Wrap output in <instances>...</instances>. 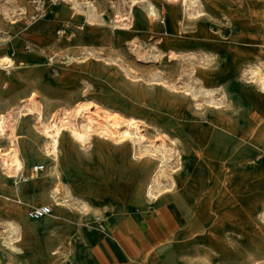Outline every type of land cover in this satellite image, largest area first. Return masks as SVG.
Wrapping results in <instances>:
<instances>
[{
	"label": "rangeland",
	"instance_id": "rangeland-1",
	"mask_svg": "<svg viewBox=\"0 0 264 264\" xmlns=\"http://www.w3.org/2000/svg\"><path fill=\"white\" fill-rule=\"evenodd\" d=\"M16 1L0 0V54L10 53L18 64L11 73L0 71V98H4L0 101L2 107L14 103L16 98L27 95L31 90L40 92L52 108L78 99H93L110 110L116 109L115 111L125 115H134L149 122L152 125L151 136L157 135L155 128L174 136L178 131L169 127L168 123H186L188 117L202 115L204 108L195 106L191 98L183 100L170 96L168 89L159 85L161 76H166L168 81L178 85L185 81L195 91H199L200 82L195 80L196 69L220 71L223 76L232 58L236 61H250V58L254 61L264 60V49L250 51V47L243 45L252 36L264 40V0H215V3L206 5L203 17L190 20L183 18L184 21L178 28H170V37H167L168 40L161 48L163 53L160 56H155L158 53L152 45L161 42L162 38L158 33L150 31L147 5L144 3L135 7L132 17L134 29L123 30L112 27L114 8L110 5V0H104L105 3L98 7L102 21H96L98 18L88 20L86 14L75 10L68 0H58L57 3L53 0H24L31 10L21 15L19 13L22 11ZM113 1L123 13L127 11V2ZM4 10H7L8 16L4 14ZM159 17L160 20H156L159 25L163 26L164 20L168 23L163 13ZM12 20H17V23L12 24ZM133 41L139 42L141 46H135ZM171 50L175 53L173 57L169 54ZM123 66L134 70L130 77L126 76ZM232 80L230 77L224 84L231 104L227 112L233 114V122L246 132L260 130L264 127V119L259 121L250 118V104L241 97ZM239 81L237 79L235 83ZM218 84L220 81L210 82L206 86ZM32 124V118H24L19 122L17 130L21 135V155L27 164L24 175L28 177L34 166H44L38 174L46 182L44 186L51 185L53 176L46 174L49 162L39 152L41 141L32 133ZM63 137L59 147L58 168L65 183L74 188V193H81V197H86L95 212L88 216L72 214L70 219L51 224L49 229L56 236L54 241L44 233L25 235V241L44 243L42 246L47 251L60 246L61 252L57 258L60 264H82L76 249L67 251V243L71 241L84 245L88 254L116 215V220L124 216L139 222H157L162 226L158 220V212L163 209L161 205L148 203L144 207H138L130 190L123 196L117 195L116 186L122 182H132L136 178V172L127 167L125 159L114 150L111 141L104 144L95 138L91 145L83 148L73 147L67 132ZM252 159L248 162L249 165H261L259 156ZM40 178L36 180L34 187L39 185ZM19 181L20 185L32 183ZM12 186H16L14 179ZM3 192L0 173V193ZM214 199L208 208L212 206ZM33 201L25 209L26 220L40 223L47 215L36 220L28 217L32 208L43 205L39 197H34ZM18 205L21 204L7 202L0 195V220L13 217L12 211ZM73 208L77 210L75 206ZM200 208L201 206L192 204L188 210L199 217L208 209ZM224 213L226 209L219 215ZM169 216L177 225L175 241L186 243L178 251L177 264H248L250 258L257 259L258 264H264V243H260L252 234L245 239L231 226L217 229L214 220L210 219L204 224L203 232L190 239L183 237L184 220L172 213ZM4 226L6 224H0V246L5 245L1 243V230ZM87 233L89 238L86 239ZM21 248L22 252H13L7 245L1 248L2 263L25 264L27 247L22 244ZM45 264L53 262L47 261Z\"/></svg>",
	"mask_w": 264,
	"mask_h": 264
},
{
	"label": "bare ground",
	"instance_id": "bare-ground-1",
	"mask_svg": "<svg viewBox=\"0 0 264 264\" xmlns=\"http://www.w3.org/2000/svg\"><path fill=\"white\" fill-rule=\"evenodd\" d=\"M53 1L57 3L58 0ZM68 1L72 3L75 10L84 12L88 20L97 18L96 21L103 20L98 7L105 3L104 0L94 2L84 0L83 3L79 0ZM124 1L128 4L125 13L116 7L115 1L110 0V5L114 8L112 27L123 30L134 29L132 17L135 7L140 3L146 4L149 29L162 38L161 42L152 45L158 53L155 56L163 53L161 48L168 40L172 26L178 28L184 21L183 18L190 20L203 17L206 14V5L215 3V0ZM16 2L22 11L20 15L31 10L24 0ZM3 12L8 16L7 10ZM162 13L168 19V23L164 20L163 26L156 21L158 18L160 20L159 16ZM11 23L15 24L17 20H12ZM249 38L243 42V45L250 47V51L264 49V40L255 36ZM133 43L137 47L140 45L136 41ZM169 54L173 57L175 53L171 50ZM17 65L10 53L0 54L1 72L11 73ZM125 66H123L125 74L130 77L134 70ZM221 74L220 71L196 69L195 80L200 82L199 91H195V88L185 81L179 82L178 85L168 81L166 76H161L159 85L168 89L170 96L183 100L191 98L195 106L199 109L204 108L202 115L188 117L186 123H171L172 119H170L168 126L178 131V134L174 136L167 132H160L155 126L158 133L151 136L152 125L149 122L134 115H125L115 111L116 109L110 110L93 99H78L73 103L52 108L40 92L31 90L27 95L16 98V101L8 106L2 107L0 103V173L5 191L0 195L7 202L21 204L12 211L13 217L0 220V224H6L1 230V239H3L1 243L5 245L0 246V249L7 245L13 252H22L21 246L25 244L27 247L25 264H45L47 261L60 264L57 259L61 252L60 246L47 251L42 246L44 243L25 241L24 236L44 233L54 241L56 236L49 229L51 224L70 219L72 214L88 216L95 212L90 202L85 199L86 197H81V193L77 195L74 193V188L65 183L58 168L61 150L59 147L62 143L60 141H63L61 139L66 132L73 147L85 148L91 145L95 138L104 144L111 141L114 150L125 159L127 167L136 172V178L132 182L127 184L122 182L116 186L117 195L123 196L127 190H130L138 207H144L148 203L161 205L165 213L175 214L184 220L183 237L192 239L200 234L203 232L204 224L211 219L214 220L217 229L231 226L245 239L247 235L252 234L260 243H264V127L246 132L233 122V114L227 112L231 104L228 101L229 98L227 99V89L224 86L225 80L231 77L241 97L250 104L248 109L250 118L263 120L264 60L254 61L250 58V61H236L232 58L226 73L223 76ZM237 79L240 81L235 83ZM217 81H220L217 86H206L210 82ZM200 97L204 99L201 100ZM2 100L4 98H0V101ZM24 118L33 119L30 129L41 141L40 151L39 148L38 151L49 162L46 174L53 176L51 185L44 186L46 182L37 172L38 165L32 168L28 177L24 175L27 164L21 155L19 145L21 135L17 132L19 122ZM255 153L254 156L261 158V165L257 167L248 163ZM188 157L191 158L187 160ZM185 170L189 173L186 174ZM39 178L41 179L39 185L34 187V183ZM12 179L16 182L15 187L12 186ZM19 180L32 183L20 185ZM34 197L41 198L42 206L50 209L40 223L27 221L24 213L26 207L34 202ZM213 198L215 199L212 206L208 208ZM192 204L201 206L200 209H203L202 207L208 209L198 217L195 212L192 214L188 210ZM74 206L77 210L73 208ZM224 209L226 213L220 216V212ZM116 217L117 215L114 221ZM97 218L101 219L100 216ZM175 238L174 236L163 248L141 259L140 264H177L178 251L185 247L186 243L175 241ZM177 238L179 240L181 235ZM67 248L68 252H71L73 248L76 249L81 256L82 264L88 262L84 245H77L70 241L67 243ZM249 260L248 264H258L257 259ZM0 264H3L1 251Z\"/></svg>",
	"mask_w": 264,
	"mask_h": 264
},
{
	"label": "crops",
	"instance_id": "crops-1",
	"mask_svg": "<svg viewBox=\"0 0 264 264\" xmlns=\"http://www.w3.org/2000/svg\"><path fill=\"white\" fill-rule=\"evenodd\" d=\"M158 215L164 228L157 222H139L124 216L110 222L92 245L86 264H140L141 259L163 248L175 236L174 219L162 209Z\"/></svg>",
	"mask_w": 264,
	"mask_h": 264
},
{
	"label": "built area",
	"instance_id": "built-area-1",
	"mask_svg": "<svg viewBox=\"0 0 264 264\" xmlns=\"http://www.w3.org/2000/svg\"><path fill=\"white\" fill-rule=\"evenodd\" d=\"M42 169L43 167L39 166L37 169V172ZM49 212H50V209L46 206L34 207L28 212V217L30 219L36 220V219L43 217L44 215H47Z\"/></svg>",
	"mask_w": 264,
	"mask_h": 264
}]
</instances>
